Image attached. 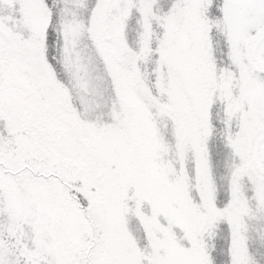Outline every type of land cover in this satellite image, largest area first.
<instances>
[{"label": "snow or ice", "instance_id": "snow-or-ice-1", "mask_svg": "<svg viewBox=\"0 0 264 264\" xmlns=\"http://www.w3.org/2000/svg\"><path fill=\"white\" fill-rule=\"evenodd\" d=\"M0 264H264V0H0Z\"/></svg>", "mask_w": 264, "mask_h": 264}]
</instances>
